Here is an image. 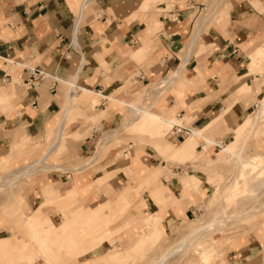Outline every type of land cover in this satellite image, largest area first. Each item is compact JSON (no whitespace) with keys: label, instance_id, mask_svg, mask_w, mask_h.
I'll list each match as a JSON object with an SVG mask.
<instances>
[{"label":"crops","instance_id":"obj_1","mask_svg":"<svg viewBox=\"0 0 264 264\" xmlns=\"http://www.w3.org/2000/svg\"><path fill=\"white\" fill-rule=\"evenodd\" d=\"M208 1L176 0L170 7L160 3L153 11L155 0H0V104L11 100L8 109L12 110H0V165L9 160L10 165L22 166L51 147L52 131L63 118L67 97L70 113L75 89L77 99L90 95L81 101L80 108L83 113L96 109L87 116L98 120L106 133L123 123L128 106H133L130 103H137L138 93L184 65V79L167 89L156 111L177 120L193 118V128L217 120L211 138L223 143L236 134V140L227 146L238 150L237 142L244 140L239 130L264 92L262 75L253 73L257 61L264 57V0H229L224 20L212 18L191 49L198 19ZM12 67H16L13 72ZM30 69L45 72L46 80L32 85ZM91 127L93 121L68 125L69 134L79 136ZM99 135L100 130L95 129L69 141L62 157L64 164L74 166L94 158ZM251 142L264 143V135ZM23 143L27 148L40 147L17 155L14 146L22 147ZM198 148L203 149V145ZM210 148L221 146L216 143ZM127 150L112 148L104 158L99 153L84 172L45 173V181L63 194L81 188L78 199L85 207L95 208L114 199L128 185L133 176L129 167L136 155L146 166L159 164V154L151 145ZM122 151L130 157H119ZM107 175H112L109 181L99 185L97 180ZM195 182L186 183L197 185ZM143 202L144 215L159 212L151 197ZM177 204L168 206L164 221L191 220L196 215V204ZM177 208L180 213H176ZM259 247H263L261 239L253 235L238 247L235 259L258 264Z\"/></svg>","mask_w":264,"mask_h":264},{"label":"rangeland","instance_id":"obj_2","mask_svg":"<svg viewBox=\"0 0 264 264\" xmlns=\"http://www.w3.org/2000/svg\"><path fill=\"white\" fill-rule=\"evenodd\" d=\"M211 1L212 0L208 1L206 9L203 11L204 16L207 17L211 14V19L212 16L214 18L213 21L222 22L224 20V16L227 14L226 4L229 2V0H224V3L222 5H220V1L222 0H218L219 5L216 1V4H214V2H212V5L209 4ZM175 2L176 0H155V3L151 5L150 10L157 11V6L160 3H167L170 7ZM218 7L220 8L218 9ZM202 13L200 17L202 16ZM207 23L205 24V26L207 25ZM195 45L192 48H194ZM252 62L253 64L255 63V61ZM256 66L257 67H254L253 73H260L264 80V57L260 58L257 61ZM11 69L13 72L16 67H12ZM166 79H161L163 81L159 83H163ZM179 79H184L183 72L182 76ZM73 82L75 83L76 80H73ZM155 85L156 84L145 87L143 91H141V93L137 94V97L139 98H137V103H130V105L133 106H138L140 104L142 105L143 103L145 104V107L151 106V108H149L148 110L149 113L143 114L140 120L130 122L129 125L124 130H122L121 133H118L110 141V145L107 144L104 146L100 145V143L103 136H105V134H107L108 132L105 133L102 131V127L99 126L98 120L91 119L89 118V116H87V113L92 114L96 109L93 108L95 110H87L88 112L85 111L83 113L80 108L81 101L84 102L88 100L90 98V95L88 94V96L85 98H82L80 95L79 99H77L76 89L73 91V103L70 108V113L67 116L66 128L63 132L61 145L59 146L57 152L47 160V163L56 166V169L42 171L41 173L37 172L36 175L28 176L26 178L23 177L13 183L12 187H10L11 189H0L1 240L9 238L12 239V237H14L15 235H20V237L18 236L17 238H15V241L17 243L28 244L29 242H31L33 239V231L28 227V225H26L28 216L34 220L35 224L38 225L37 228H34L36 230L38 228L42 229L44 225L47 226L53 224V222L46 220L48 216L51 217L55 224L58 225L62 223L66 218L65 214L62 213V209L64 208L65 211H70L69 216L71 218H74L77 213L83 210H88L87 207H85L86 205H84L78 199L82 194L81 188L79 189L78 195L72 192L70 193L71 196L68 198H61L57 201L49 200L47 194H49L52 190L57 189H54L51 184L46 183L45 173L54 171L66 172V169L69 170L71 168H80L83 164H89L93 158L87 159L84 162L73 166L68 164L65 165L62 157L63 154H65V152L67 151L66 144L69 141H77L84 136L89 135L90 131H94L95 129H97L100 130V135L97 139V147L99 150L97 154L99 155V153H101V158H104L107 152L112 148L121 147V149L124 150L126 148L128 149V153L129 150H139L146 147L147 145L153 146L155 148V151L158 154L160 152L161 154H163V156L159 154L160 161L157 166L149 167L139 163L138 165L134 166V169L132 168V166L129 167V170L131 171L133 176L130 178L128 185L125 186L124 189L119 193H117L114 199H110V201L106 202L110 203V205L107 207L109 209H105L104 214L108 215L109 217L105 216L104 218H106L109 223H107V230L101 233L104 240V243L102 245L103 247L101 246L102 249H97L95 252H91L89 253V255L87 254L84 257H80L78 260L71 259L68 261H63L59 264H94L93 258L98 255L104 256L108 251H110V249L113 248L122 249L123 253L120 260H114L112 262L114 264H154L156 261H154L153 259L156 257V255L158 260V256L162 252H164L166 249L172 248L175 242L190 233V231L192 230L190 229L192 227V224H195V226L205 225L211 221V218L215 216H219L224 221L215 223L212 229L205 231L206 233L204 235H197L198 237L195 238V244L193 245V247L191 246L189 248L190 251L176 254L175 257H171L172 259H170L167 264H189L190 259L194 262V264H201L199 255L197 254L196 250L205 248L208 241H212V246L218 249L221 258L224 259L223 262L220 261L221 264H242L238 262L237 259H235L238 256L237 252L235 251H237L239 248L232 247V244L234 243L235 239L249 241V239L253 235H257V237L261 239V243L263 244V247H259V250H257V253L258 255H260L261 260L258 259L256 262L258 264H264V230L262 235H260V232L258 230V226L261 227L264 224V189L259 185L262 181H264V157H255L256 155H258V153H263L264 155V152H260L262 151L259 146L260 142H256V145L251 142L252 140L257 141L258 139H261V135H264V124L258 122L255 127L256 129H254V131L252 132V135L250 136V140L248 142L247 151L248 154L251 155L250 158L252 159H250L251 161L247 162L246 165L243 166L235 167V161L221 162L222 159L228 157L226 153L227 150L237 152L244 147L242 138L237 142L238 144L236 143L239 147L238 150H233L229 146H227V144L236 140V134L234 138L228 141H224L223 143L220 142V139L214 138L215 141L212 144H215V142L219 141V143H221L224 148L221 147L210 150L212 144L206 142L203 145V149L198 148L199 146H201L199 145L198 147L181 151L182 144L191 139L192 134H190L182 142L175 141V136L169 137V135L167 134L171 131L172 125L175 123H183L188 127H192L191 124H193L194 119L183 118V120H177L176 117L167 118L164 116V118L166 119L165 121L168 122L167 124L164 122V120H159L157 117L154 118L152 116L154 114L160 116L162 115L160 112L156 111V109L159 105L163 104V100L168 93L166 87H164L166 91L161 90V92H164H162L163 94L160 99H158V97L156 96L151 97L150 95V97H147L150 89ZM26 88L27 87L21 88L20 91H24ZM69 100L70 98L67 97V102L65 103L63 109L64 112H66L67 108H69ZM10 101L11 100L1 102L0 110L6 113L11 112L12 110L8 109L9 107H11L9 106ZM263 105L264 99L262 98V95H260L258 107L253 113H251V115H256L257 111ZM129 111L131 110L129 109L128 111H126L123 117V123L120 124V126L117 127L116 130L123 126V124L126 122V120L128 119V114L131 113ZM79 118L82 120H80ZM75 121H82L84 122V125H86L89 121H93V127H91L90 130L88 128L85 135H70V129L68 128V125L71 122ZM262 121H264V118ZM244 122L245 125L242 127V130L240 129V135H243L241 133L248 131L246 130L248 126L249 128H251L252 126V120L250 119V117H248ZM58 126L54 131H52L51 136L53 138L51 143H49L50 145L52 144L51 146H53L56 141ZM150 126H154L155 128H157L160 132V136H158L156 133L151 134L152 132H150L149 129ZM259 127L261 128L259 129ZM36 145L27 148V145L23 143V146L18 147L15 152L17 153V155H21L26 151H30L32 149L40 147L38 144ZM211 151L213 152L211 153ZM124 152L125 151H122L119 157L121 156L122 159L129 158L130 156L128 154H125ZM38 159L26 162L24 165L19 167L10 165L9 160H7L5 164L0 165V184H4L2 179L4 175L11 172H19L27 167H30V164H34V162H37ZM214 163H217V169L219 168L221 170L219 171L222 172L223 175H225V178L223 176L221 177V179L216 178L214 182L210 184V181L208 179V166ZM92 164L93 162L80 172H84V170L91 167ZM231 165H233V168L231 167ZM235 168L240 169L238 179L239 181L236 180L235 183L231 184V182L236 179V176L238 174V172L235 173V171H238L235 170ZM151 170L156 173V181H154L155 183L153 184H149L150 180L152 179L151 176H145ZM111 176L112 175H107L105 183L109 181V178ZM195 177H198L197 180ZM191 180L196 181L195 183H197V185L194 186V188H192L190 192H187L188 194L187 196H185L181 192L182 182H192ZM97 181L99 185H102V182L99 181V179ZM228 181L230 183H228ZM159 183L172 191L173 195L177 198L178 203L196 204V215L192 217L191 220L181 217L179 218L181 219L179 221H164L167 215V208L171 204L159 206V212H156L153 215H144L143 208L146 206V202L143 201L147 199V196L152 198V196L145 194L144 191L148 189V185H157ZM39 185L42 190L39 188ZM75 185H77V182ZM230 185L232 192L229 196H225L224 193L221 192L222 188L223 186L226 187ZM216 190L218 192L220 191L221 193L217 197L216 202L213 203V199L215 197L214 193ZM41 194L44 198L37 200L36 197ZM31 195L33 196L32 198H34L33 200H31ZM123 195H125L126 198ZM121 198L127 199L126 201H128L129 204L125 205L124 213H121L120 215L113 214V210L116 209L117 202ZM139 203L140 205L138 206ZM63 206L64 208H62ZM111 209L113 210L111 211ZM175 210L176 213L181 212L180 208H177ZM219 210H225V213L220 214ZM157 214H159L160 217ZM39 215L43 216L40 217ZM141 218H143V220H141ZM133 224L136 226L137 230L136 234L133 233L132 236ZM155 224L158 225V228L164 234L163 241L160 240L156 242V245L161 244V247L158 249L157 247H159V245L155 247L156 245L153 244V246L151 245L147 247H139L138 245H136L139 238H144L145 236L151 235ZM51 228L55 230V225H53V227ZM11 231L12 233H10ZM60 231L61 230L58 227V232ZM203 232L204 230H200L196 234ZM1 234H4L5 236L2 237ZM110 240L113 241V243H111ZM199 243H201L202 245L198 246ZM124 251H127L128 253H124ZM33 264L46 263L44 261L38 260Z\"/></svg>","mask_w":264,"mask_h":264},{"label":"bare ground","instance_id":"obj_3","mask_svg":"<svg viewBox=\"0 0 264 264\" xmlns=\"http://www.w3.org/2000/svg\"><path fill=\"white\" fill-rule=\"evenodd\" d=\"M215 1L219 5V2L217 0H214V1L212 0L209 4L212 5V2H214V4H216ZM223 3H224V0L220 1V5H222ZM219 8L220 7H218V9ZM206 12H208V11H206ZM212 18H213V16H212ZM210 20H211V14L208 15L207 17H205L204 12H203L202 16L198 20L196 31H195L193 39L190 43L191 49H192L193 45L195 44L196 40L201 35L205 24ZM184 66H181L175 73H172L171 76H169L163 83H161V84L159 83V84H156L155 86H153L150 89V92L148 93L147 97L156 96V97H158V99H160V97L163 94L162 92H164V91L161 92V90H165L164 87H166V90H167L169 87L174 85L179 80V78L182 76ZM261 95H262V98L264 99V92ZM128 107L131 110V111H129L131 113L128 114V119L126 120V122L119 129L113 130V131L105 134V136L102 138L100 145L104 146V145L109 144L110 141L118 133H121L122 130H124L129 125L130 122L140 120L142 118V115L149 113L148 110H149V108H151V106L145 107L144 103L142 105L140 104L138 106H128ZM68 111H69V108H67L66 112L63 115V118L60 121V124L58 126V131H57V138H56V141L53 144V146H51L47 150V152H45V154H43L38 159L37 162H34V164L31 163L30 167H27V168H25L19 172H11V173L4 175L2 178L4 184H0V189H9L10 187H12L13 183H15L17 180H19L23 177L26 178L28 176L36 175L37 172L41 173L42 171H46V170H50V169H56V166L48 164L47 160L53 154H55L57 152L59 146L61 145L63 132H64V129H65V126L67 123V116L69 113ZM152 116L154 118L157 117L159 120H164V122L168 124V122L165 121L166 119L164 118V116H162V115L160 116L157 114H154ZM249 117L252 120V126H251V128H249V126L247 127V129L245 128L246 130H248V131H245L246 135H245V132L241 133V134H243L242 136L244 139L243 140L244 147L241 150H239L238 152H236V151L234 152L232 150H227L226 153H227L228 157L225 159H222L221 162L235 161L234 166L236 167V166L246 165L247 162L251 161L250 160V159H252V158H250L251 155H249L247 152L248 151V142L250 140V136L252 135V132L254 131V129H256L255 128L256 125L258 124V122L262 121L264 118V105L257 111L256 115H254V116L251 115ZM216 122H217V120H214L212 123L208 124L207 126L201 128V129L194 128L192 130V133H191L192 134L191 139L187 140L185 143L182 144L181 151H185L186 149L189 150L191 148L198 147L199 145H204L206 142L210 143V144L214 143V140L210 136V132H211L212 127L216 124ZM238 128L235 129V132ZM149 129H150V132H152L151 134L156 133L158 136H160L159 130L157 128H155L154 126H152V127L150 126ZM241 130H239V131H241ZM19 143H20V141H19ZM216 143L220 144V146L222 148H224V146H222L221 143L215 142V144ZM259 146H260V149L262 150L260 152H264V143H260ZM17 148H18V146L15 145L14 146L15 151ZM159 154L161 156H163V154H161L160 152H159ZM97 156H98V154L92 159V161L90 163L94 162L96 160ZM258 156L259 157L261 156V158L264 157L263 153H258V155H256L255 157L257 158ZM139 163H141L140 159H139V155H136L131 160L132 168L134 169V166L138 165ZM89 164H83V165H81L80 168H71L69 170L68 169H66V170L72 171L74 173H79L80 171H82L83 169L88 167ZM216 165H217V163H214V164H211L208 166L209 167L208 179L210 181V184L213 183L216 178L221 179L222 176L223 177L225 176L222 174V172H220L221 170L219 168L217 169ZM231 167L233 168V165H231ZM235 170H238V171H235V173L238 172V174H237L238 177L236 176V179L233 180V182H231V184L235 183L236 180L239 179L240 169L235 168ZM149 175L152 178L150 180L149 184L155 183L154 181H156V173L153 170H151L145 176L148 177ZM243 175H245V174H243ZM106 177L107 176L99 179V181L102 182L101 183L102 185L106 182L105 181ZM197 178H196V180H197ZM228 183H230V182L228 181ZM225 184H226V182H225ZM133 185H135V184H133ZM259 185L264 189V181H262L261 184H259ZM194 186H196V185L188 184V183L183 181L182 185H181L182 191L181 190L180 191L183 193V195L187 196V194H188L187 192H190V190L192 188H194ZM219 186H221V185H219ZM72 192L75 193L76 195H78L79 189L77 190V189L73 188L72 190L66 192L65 194H63L59 190H52L47 195H48L49 200L57 201V200H60L61 198L70 197L71 196L70 193H72ZM144 192H145V194L152 196L153 200L159 206H163L165 204L178 205L177 204L178 200L173 195L172 191L170 189H168L167 187L162 186L160 183L157 185H148V189L145 190ZM221 192L224 193L225 196H229L230 193L232 192L231 191V185L226 186V187L223 186ZM221 192L220 191L218 192L217 190L215 191V193H214L215 197L213 199V203L216 202L217 197L220 195ZM127 195H128V193H127ZM123 196L126 198L125 195H123ZM125 198L119 199V201L117 202V207L115 210L111 209V211L112 210L114 211L113 214L120 215L121 213L125 212V205L129 204L128 201H126L127 199H125ZM109 205H110V203H106V204H100V205L96 206L95 208L87 207V209L89 211L83 210V211L77 213L74 218H71L69 216L70 211L69 212L65 211L64 210L65 208L63 206L62 208H64V209H62V213L65 214V217H66L65 220L62 223L57 225L51 219V217L48 216L46 218V220L53 222V224L47 225V226L44 225L42 227V229L38 228L39 230L34 229V228H37L38 225L35 224L34 220L28 216V219L26 221V225H28V227L30 229H32V231H33L32 232V238H33L32 241L29 242L28 244L17 243L15 241V238H17L18 236L20 237V235H18V236L13 235L14 237H12V239L9 238V239H5V240H1L0 241V264H33V263H36V261H38V260L44 261L46 264H59L63 261H68L71 259L78 260L80 257H84L87 254L89 255V253H91V252H95L98 249V247L102 246L104 243V240H103L101 233L103 231L107 230V227H108L107 223H109V222H108V220H106V218H104L105 216H108V215L104 214V211ZM107 209H109V208H107ZM219 212H220V214H223V213H225V210L224 211L219 210ZM157 215L160 217L159 214H157ZM39 216L42 217L43 215H39ZM141 220H143V218H141ZM222 221H224V220L221 219L219 216H215V217L211 218V221L205 225L195 226V224H192V227L190 228L192 230L190 231V233H188L186 236H184L183 238H181L177 242H175L173 244L172 248L166 249L164 252H162L158 256V260H157V255H156V257L153 259L154 261H156L154 264H167V262L170 259H172L171 257H173V256L175 257L176 254L183 253L186 251H190L189 248L191 246L193 247V245L195 244V238L198 237L197 235H200V234L204 235L206 233L205 231L212 229L215 223L222 222ZM53 225H55V230L51 228V227H53ZM263 225L261 227L258 226V230L260 232V235H262L263 230H264ZM58 227L61 230L60 232H58ZM215 227H217V226H215ZM136 230H137V228L133 224L132 236H133V233L136 234ZM200 230H204V232L196 234ZM10 233H12V231ZM163 236H164V234L158 228V225L155 224L153 227V231H152L151 235L145 236L144 238H139L136 245H138L139 247H144V246L147 247V246H151L152 244L156 245L157 241H160V240L163 241V239H164ZM197 239H200V238H197ZM244 241L245 240L235 239L234 243L232 244V247L238 248L239 246H241L244 243ZM110 242L113 243V241H111V240H110ZM206 244H207V246H205V248H200V249L196 250V252L200 258V263L201 264H221L220 261L223 262L224 259L221 258L220 253L218 252V249H216V248H214V246H212V241H208ZM157 245H159V244H157ZM157 245L155 247H157ZM200 245H202V244L199 243L198 246H200ZM160 247H161V244L157 248L159 249ZM124 253H128V252L124 251ZM122 254H123L122 249H114V248L110 249V251H108L106 253V255H104V254H103L104 256L98 255L95 258H93L94 264H109V263L114 264L112 262L114 260H116V261L120 260ZM189 264H194V262L191 261V259H190Z\"/></svg>","mask_w":264,"mask_h":264},{"label":"built area","instance_id":"obj_4","mask_svg":"<svg viewBox=\"0 0 264 264\" xmlns=\"http://www.w3.org/2000/svg\"><path fill=\"white\" fill-rule=\"evenodd\" d=\"M30 71H31L30 83L32 85L39 84L47 77V74L43 71L37 69H30ZM192 130L193 127H188L187 125L184 124H173L171 131L167 135H169L170 137L175 136L174 139L182 140L188 137L192 133Z\"/></svg>","mask_w":264,"mask_h":264}]
</instances>
